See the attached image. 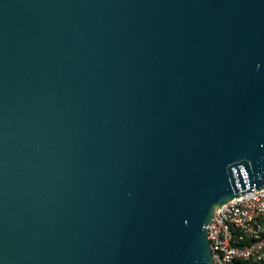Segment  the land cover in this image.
<instances>
[{
	"label": "water",
	"instance_id": "water-1",
	"mask_svg": "<svg viewBox=\"0 0 264 264\" xmlns=\"http://www.w3.org/2000/svg\"><path fill=\"white\" fill-rule=\"evenodd\" d=\"M264 185V0H0V264H214Z\"/></svg>",
	"mask_w": 264,
	"mask_h": 264
},
{
	"label": "built area",
	"instance_id": "built-area-1",
	"mask_svg": "<svg viewBox=\"0 0 264 264\" xmlns=\"http://www.w3.org/2000/svg\"><path fill=\"white\" fill-rule=\"evenodd\" d=\"M214 264L264 262V185L218 205L206 225Z\"/></svg>",
	"mask_w": 264,
	"mask_h": 264
},
{
	"label": "trees",
	"instance_id": "trees-1",
	"mask_svg": "<svg viewBox=\"0 0 264 264\" xmlns=\"http://www.w3.org/2000/svg\"><path fill=\"white\" fill-rule=\"evenodd\" d=\"M228 264H264V262L251 259L235 258L231 260Z\"/></svg>",
	"mask_w": 264,
	"mask_h": 264
}]
</instances>
